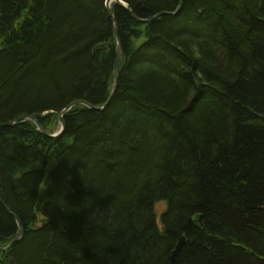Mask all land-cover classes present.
<instances>
[{"label":"trees","instance_id":"trees-1","mask_svg":"<svg viewBox=\"0 0 264 264\" xmlns=\"http://www.w3.org/2000/svg\"><path fill=\"white\" fill-rule=\"evenodd\" d=\"M111 10L105 110L0 128V264H264V0ZM115 49L105 0H0V124L102 107Z\"/></svg>","mask_w":264,"mask_h":264},{"label":"water","instance_id":"water-1","mask_svg":"<svg viewBox=\"0 0 264 264\" xmlns=\"http://www.w3.org/2000/svg\"><path fill=\"white\" fill-rule=\"evenodd\" d=\"M111 3H114L117 7H120L124 10H126L130 16L135 19V20H139V21H142V22H147V21H150L154 18H157L158 16H163V15H176V13H178L181 9V6H182V3H183V0H180L178 5H177V8L175 10V12H164V13H161V14H158L157 16L153 17L152 19L150 20H141V19H138L131 11L130 9L128 8L127 4L124 3L123 1L121 0H105V9H106V13L108 15V17L110 18L112 24H113V30H114V35H115V39H116V49H115V60H114V67H113V87H112V90L108 96V99L106 100V102L104 103V105L102 107H95V106H92L91 104H88L84 101H81V100H76V101H73L71 102L65 109H63L57 116L58 118V126L60 127L58 129L57 132L53 133V134H49L47 133L41 126L40 124H38L34 118L32 117H29V116H21V117H18L12 121H7V122H4V123H1L0 124V128H4V127H10L12 126L14 123H16L17 121H23V120H30L32 122H34L37 126V129L40 130L44 135H46L47 137H50V138H56L57 136H59L60 134L63 133L64 131V128H65V125H64V120H63V115L68 112L69 110H71L72 108L76 107V106H84V107H87L91 110H94V111H104L105 108L110 104V102L112 101L113 97H114V94L116 92V89H117V86H118V73H117V66H118V62H119V59L121 58L123 52H122V48H121V44H120V40H119V37H118V31H117V27H116V24H115V19H114V15H113V12L111 10ZM0 203L2 204L3 208L9 212V210L6 208L5 204L3 203L2 199L0 198ZM14 219L16 221V224H17V229H16V233L14 235V238L13 240L6 246V247H3V248H0V251H7L9 250L15 243L18 242V240L21 238L22 234H23V229L21 228V225L18 221V219L16 218V216H14ZM184 244V238L182 237L178 244L176 245V248L174 249V251L172 252L171 256H170V264H175V258L178 254V252L181 250L182 246Z\"/></svg>","mask_w":264,"mask_h":264},{"label":"rangeland","instance_id":"rangeland-1","mask_svg":"<svg viewBox=\"0 0 264 264\" xmlns=\"http://www.w3.org/2000/svg\"><path fill=\"white\" fill-rule=\"evenodd\" d=\"M25 121V120H23ZM165 202L162 201V202H159L157 205H156V213H157V216H158V219H159V215L161 213V210L163 209V206H164Z\"/></svg>","mask_w":264,"mask_h":264},{"label":"bare ground","instance_id":"bare-ground-1","mask_svg":"<svg viewBox=\"0 0 264 264\" xmlns=\"http://www.w3.org/2000/svg\"><path fill=\"white\" fill-rule=\"evenodd\" d=\"M161 13H164V12H161ZM161 13H158V14H161ZM158 14H156L155 16H157ZM155 16H153V17H155ZM116 24V23H115ZM117 27V26H116ZM123 57V54H122V56H121V58ZM120 60V59H119Z\"/></svg>","mask_w":264,"mask_h":264}]
</instances>
